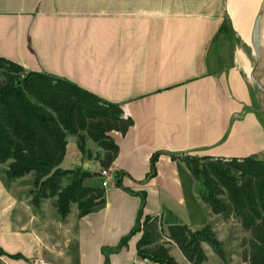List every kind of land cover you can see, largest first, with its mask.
<instances>
[{
    "label": "crops",
    "instance_id": "crops-1",
    "mask_svg": "<svg viewBox=\"0 0 264 264\" xmlns=\"http://www.w3.org/2000/svg\"><path fill=\"white\" fill-rule=\"evenodd\" d=\"M225 15L223 0H0V57L118 104L133 122L124 135L111 132L118 153L110 169L119 183L105 188L102 208L82 217L75 203L61 217L54 197L35 206L33 172L9 179L0 171V264H31L36 257L48 264H159L138 255L141 232L118 249L140 210L141 219L157 218L161 232L209 223L225 254L237 250L231 255L241 261L247 233L230 226L232 217L211 212L180 157H257L264 150L244 54L236 50L228 67L208 71ZM102 154L90 139L82 154L76 136L67 135L60 167L95 172L84 180L94 185ZM201 246L208 264H228V256L222 262ZM169 253L191 264L173 242Z\"/></svg>",
    "mask_w": 264,
    "mask_h": 264
},
{
    "label": "trees",
    "instance_id": "trees-1",
    "mask_svg": "<svg viewBox=\"0 0 264 264\" xmlns=\"http://www.w3.org/2000/svg\"><path fill=\"white\" fill-rule=\"evenodd\" d=\"M227 24L230 25V19L225 15L213 41ZM209 58V72L226 68L213 67ZM22 71L20 65L0 57V164L11 161L8 178L33 172V186L37 189L32 199L35 206L41 198L56 195L61 217L68 214L70 203L77 205L80 217L97 211L105 204V189L100 182L83 184L85 177L95 173L60 167L66 151V136H76L82 154L85 142L94 141L103 150L98 158L101 168H109L118 153L111 132L124 135L132 119L123 115L118 104L103 101L71 82L33 71L20 77L18 73ZM180 157L198 182V194L211 212L224 220L236 217L243 232L249 233L248 238L242 239L241 259L250 264H264V162L251 157ZM66 175L73 178L63 187L61 182ZM140 220L141 210L134 228L122 237L118 249L133 233L140 231ZM156 220L151 216L142 219L143 229L137 241L140 258L159 264H178L169 254V245L173 242L191 264H206L201 246L204 242L224 259L223 244L210 225L192 230L185 224H174L161 232Z\"/></svg>",
    "mask_w": 264,
    "mask_h": 264
},
{
    "label": "rangeland",
    "instance_id": "rangeland-1",
    "mask_svg": "<svg viewBox=\"0 0 264 264\" xmlns=\"http://www.w3.org/2000/svg\"><path fill=\"white\" fill-rule=\"evenodd\" d=\"M239 1L243 3L244 0H239ZM261 1L262 0H259V2H258V6H257V9H256V12H258V10H259V6H260V2ZM223 3H224V8L227 9L228 4H229V0H223ZM229 17H230V15H229ZM231 25H232V23H231ZM236 50H239L244 55H246L245 56L246 57L245 59H246V63H247V68L248 67L252 68V66H253V64L255 62V55L253 53V50H252L251 46L245 44L243 42V40L239 36H238V38H236V36H233L232 35L231 26L227 24V27L225 28V30H223L221 32V34L218 36V38H216L212 42V44L210 46V49H209V57H210L209 58V61L211 62L210 64L213 67H216V66L217 67H220V68H223L224 66L227 67L232 62ZM222 64H224V65H222ZM25 73H26V71L23 70L22 72H20L18 74H19L20 77H23V75ZM248 74L249 73H247V71L245 70V76L248 79L249 84H250V90H251V96H252V100H251L252 101V106L258 112V119H259V122H260V127H261V129L263 131V135H264V118H263V114L260 111H258V109H260V105H259V95H258V92H257V87H256V85L253 82H251V80L248 77ZM191 155L192 156H197L199 158L205 157V156H203L201 154L200 155H198V154H191ZM247 157H251L254 160H258V161L264 162V150H262L261 153H260V155H258L257 157L256 156L255 157L254 156H247ZM242 158H245V157H241L239 159H242ZM201 162H203L202 159L200 160V163ZM10 163H11V161H8L7 163L2 164L0 166V171H2V173L5 174V176L7 178H8L7 171L9 170ZM70 169H78V167H76V168H70ZM81 170H84V169H81ZM86 171H88V170H86ZM88 172L89 173H95V172H92V171H88ZM98 174H99V172H98ZM98 174H97V176H98ZM95 175H96V173H95ZM92 177H94V176H89V177L87 176V177L84 178V180H86V179L87 180L88 179L90 180ZM72 178H73V175H66V176H64L62 178V182H61L62 186L64 187V186L68 185L71 182ZM9 179H13V178H9ZM97 179L100 182V179L98 177H97ZM84 180H83V184L85 186H89V185H87V183L84 182ZM56 193L58 194L59 192L57 191ZM30 195H31V199H33V196L34 195H37V189L33 186V182H32V188L30 190ZM48 197H50V198L54 197L55 198L54 199V206L57 209V207H56V202L58 200L57 196L55 195V196H48ZM48 197H43V198H48ZM69 207H70V205H69ZM229 223H230V226H232L233 224H238L241 227V224L238 222V220H237L236 217L235 218L232 217V220ZM206 224L210 225L209 223H206ZM210 227H211L212 232L214 233L211 225H210ZM139 228H140V231H138V232H141V230L143 229L142 219L140 220V227ZM243 233H245V232H243ZM214 235H215V233H214ZM215 237L218 239V237L216 235H215ZM248 237H249V233H247L246 235L243 234V236L240 239V243H242V239L243 238H248ZM245 248H248V247L246 246ZM242 250H243V247L241 246L240 247V251H238V253L240 254V258H241ZM223 251H224V259H221L219 256L216 255L217 256L216 258L218 260L222 261V262H224L226 256H228L230 258V260H228V264H250L249 261H243L242 259H241V261H237L236 257H234V256L232 257L231 254L234 253V251L237 252V250H234V249L228 247V248H226L227 254H225V248H224V245H223ZM206 264H208L207 257H206ZM209 264H219V263L214 262L213 260H211Z\"/></svg>",
    "mask_w": 264,
    "mask_h": 264
},
{
    "label": "water",
    "instance_id": "water-1",
    "mask_svg": "<svg viewBox=\"0 0 264 264\" xmlns=\"http://www.w3.org/2000/svg\"><path fill=\"white\" fill-rule=\"evenodd\" d=\"M263 16L264 7L261 1L259 10L256 12L250 28V46L255 55V62L248 74V77L257 87L260 105V109H258V111L263 114L264 118V47L261 41ZM234 35L236 37L239 36L236 31L234 32Z\"/></svg>",
    "mask_w": 264,
    "mask_h": 264
},
{
    "label": "bare ground",
    "instance_id": "bare-ground-1",
    "mask_svg": "<svg viewBox=\"0 0 264 264\" xmlns=\"http://www.w3.org/2000/svg\"><path fill=\"white\" fill-rule=\"evenodd\" d=\"M258 2L259 0H244L243 3L239 0H229V4L227 7L235 31L239 34V37L243 40V42L249 46L250 28L253 17L256 14ZM262 4L264 7L263 0ZM261 29V41L264 47V16ZM238 61H240L241 64L244 61V57L241 53L238 54ZM250 69V67L247 68V65H245V70L247 71V73L250 72Z\"/></svg>",
    "mask_w": 264,
    "mask_h": 264
},
{
    "label": "built area",
    "instance_id": "built-area-1",
    "mask_svg": "<svg viewBox=\"0 0 264 264\" xmlns=\"http://www.w3.org/2000/svg\"><path fill=\"white\" fill-rule=\"evenodd\" d=\"M98 178L100 179V185L105 189L115 184L116 176L114 172L109 168H101L99 170ZM31 264H48L44 259L36 257L30 260Z\"/></svg>",
    "mask_w": 264,
    "mask_h": 264
}]
</instances>
